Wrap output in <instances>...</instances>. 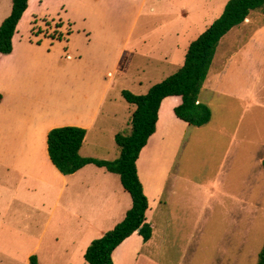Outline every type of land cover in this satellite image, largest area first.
Segmentation results:
<instances>
[{
  "label": "rangeland",
  "instance_id": "rangeland-1",
  "mask_svg": "<svg viewBox=\"0 0 264 264\" xmlns=\"http://www.w3.org/2000/svg\"><path fill=\"white\" fill-rule=\"evenodd\" d=\"M229 1H31L13 52L0 57V264H28V249L42 233L41 264H68L65 252L72 248L73 264H90L82 253L84 236L75 234L82 222L65 211L70 191L55 206L56 192L40 189L6 167L11 159L18 162V154H10L16 146L13 134L31 127L38 131V146L44 147L48 126L72 122L77 113L91 116L111 84L81 154L118 159L115 136L131 132L136 109L122 92L146 95L177 72L192 42ZM12 5V0H0V20ZM263 35L264 14L255 12L250 22L222 39L224 46L200 94L212 109V121L176 127L182 135L174 145L162 203L149 213L156 225L154 239L143 245L142 254L157 264H232L228 258L237 253L235 264L258 262L264 247V161L258 158L264 153ZM15 93L29 97L23 101ZM15 100L22 104L14 108ZM181 103V97L167 99L163 117ZM9 176L14 187L22 186L13 198L5 183ZM145 181L153 208L152 176ZM191 242L198 244L190 247Z\"/></svg>",
  "mask_w": 264,
  "mask_h": 264
},
{
  "label": "trees",
  "instance_id": "trees-1",
  "mask_svg": "<svg viewBox=\"0 0 264 264\" xmlns=\"http://www.w3.org/2000/svg\"><path fill=\"white\" fill-rule=\"evenodd\" d=\"M12 2V12L0 26V55L13 52L14 35L29 7V0ZM255 12L264 13V0H230L222 15L192 42L184 65L177 72L151 87L146 95H135L127 90L122 92L124 98L136 109L132 115L131 132L115 136L121 150L118 159L109 161L84 157L81 150L88 131L83 127H56L49 132L50 158L64 175L75 174L87 165L94 164L119 175L133 200L126 217L90 244L85 252V259L90 264H116L114 252L137 232L145 242L152 238L154 229L147 217L150 202L139 175L138 161L151 137L157 132L163 102L170 97H181L182 103L174 108L178 118L198 127L209 124L213 112L209 105L200 100V94L209 77L220 42ZM3 99L0 92V103ZM30 264H40L36 255L31 257ZM258 264H264V247Z\"/></svg>",
  "mask_w": 264,
  "mask_h": 264
},
{
  "label": "crops",
  "instance_id": "crops-1",
  "mask_svg": "<svg viewBox=\"0 0 264 264\" xmlns=\"http://www.w3.org/2000/svg\"><path fill=\"white\" fill-rule=\"evenodd\" d=\"M31 1L32 0H29L28 10L30 8ZM10 8L11 9H9V11L6 12V15L2 17V20H0V26L2 25L3 21L11 14L13 5ZM27 11L25 12L22 20L20 21L17 27V31L13 38V45L16 36L19 34L18 32L19 26L21 22L24 21ZM257 13L264 14L261 12H257ZM252 15L246 20H249L250 22V18L252 17ZM245 22L242 24L244 25ZM223 46H224V42H220V45L218 47L219 50H217L216 54L221 53V49L223 48ZM241 47L239 48V50H241ZM2 55L5 54H1L0 57ZM132 56H134V54H132ZM244 56L247 57L245 54ZM110 89H111V84H108L104 87L99 102L95 106L91 116L82 117V113H77L72 122L65 121L63 123H54L48 126L44 134L45 136V140L43 142L44 147L38 146L36 140L38 131H36L35 129L29 127V129L25 128L24 130L15 132L13 134V140L16 146L11 148L10 154L13 156L18 154L17 157L18 162H15L14 159H11V161H9L8 164L6 165V167L10 172H12V170L18 171L21 174V178L23 180H32L34 182H37V186L40 189H45L48 191H51L52 189L54 192H56L57 198H56L55 206H58L60 203H62L66 194L68 193V191H70L68 197V206L65 207V211L68 214H71L78 221L82 222L83 226L78 224L75 234L79 236H84L83 239L85 240L84 243L85 245L82 249L84 258H85L86 250L95 239H98L103 235H105V233L112 230L119 222H121L126 217L127 212L131 209L133 205V200L128 196L126 190H124L125 188L123 184H121L122 183L120 180L121 178H114L115 175L117 176V174L110 173L105 169L97 167L94 164L87 165L86 167L76 172L75 174L64 175L54 165V163L50 158L49 147H48V135L53 128L63 127V126L83 127L87 129V131L93 129V127L97 122L100 107L106 100ZM14 96H17L19 99H23V101H26L27 97H29L27 94L25 95L24 93L22 94L15 93ZM167 99L163 102L160 111V119L158 122L157 132L151 137L148 145L142 151L140 159L138 161L139 175L144 184L146 194L148 195V186L145 181L147 175L152 176V184L154 185L155 193H156L155 200L153 201L154 206L152 208V205L150 204V209L147 213L148 221L152 224L154 229L153 236L151 239H154L156 225L154 221L152 222L149 213L150 211H156L157 209H159L160 204L162 203L161 199L165 191V184H166L165 181L167 180L168 173L172 168L171 166L172 162H170V160L172 159V155L174 154L175 151L174 145L178 144L177 141L179 140L178 136L180 134L182 135V130L179 129V131H177L176 127L183 128L186 127L187 125V122L181 120L176 116L175 113H173L174 109L172 112L168 113L166 117H163V113H164L163 107ZM21 102L22 100H15L14 108L16 105L18 106L22 104ZM175 107L176 106L172 108ZM23 112H24L23 115L25 117L28 116V112H29L28 107H24ZM263 155L264 153L263 151H261V153H259L258 156V158L261 159L262 161H264ZM157 159H159V161L162 163V164L160 163L161 165L153 164L154 163L153 161ZM165 160L166 161L169 160L168 161L169 164H167ZM142 161H144L145 163L144 167H142L141 164ZM161 171H167V174L161 175L160 174ZM118 177L120 176L118 175ZM5 183L6 186L9 185V192L14 191L12 198L17 196L20 188L22 187L21 184H18L16 187H14V184L11 183L10 176H9V181ZM84 193L86 194V197H84L83 198L84 200H82V195ZM43 234L44 233H42L40 239L28 249L27 258H26L28 260V264H30V259L33 255H36L38 257L39 263L41 262L40 257L38 255L42 248ZM145 243L147 242L144 241L143 236L140 235L139 232L135 233L132 237H130L122 245H120L117 248V250L114 252L115 263L140 264L142 260L143 261L146 260L149 261L150 263L157 264L156 261L142 254L143 245ZM191 243H189L190 247L198 244V243H192V244ZM261 251L258 254V262ZM74 257H75V250H73V248L72 250L69 249L65 252V260L69 261L68 264H73ZM53 258L55 259L54 256ZM52 259L49 260L51 261ZM220 260L221 259H219L218 262L222 263ZM228 261H230L232 264H235V261L238 263L240 261L239 253H237L235 259L229 257Z\"/></svg>",
  "mask_w": 264,
  "mask_h": 264
}]
</instances>
